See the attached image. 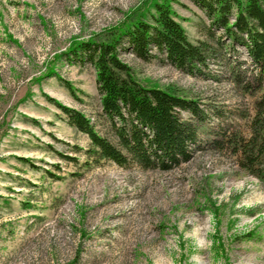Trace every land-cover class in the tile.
Masks as SVG:
<instances>
[{
	"label": "rangeland",
	"instance_id": "rangeland-1",
	"mask_svg": "<svg viewBox=\"0 0 264 264\" xmlns=\"http://www.w3.org/2000/svg\"><path fill=\"white\" fill-rule=\"evenodd\" d=\"M151 1L0 0V264H264V177L240 168L229 143L249 134L255 96L216 61L190 75L120 51L140 84L203 114L181 112L198 124V148L168 171L99 158L58 105L111 138L95 69L65 52ZM168 2L187 38L204 39V11ZM238 50L231 59H246Z\"/></svg>",
	"mask_w": 264,
	"mask_h": 264
},
{
	"label": "trees",
	"instance_id": "trees-1",
	"mask_svg": "<svg viewBox=\"0 0 264 264\" xmlns=\"http://www.w3.org/2000/svg\"><path fill=\"white\" fill-rule=\"evenodd\" d=\"M168 1L152 0L147 5L153 12L148 6L145 10L138 6L116 24L73 42L65 52L95 69L100 107L111 138L100 135L82 112L58 104L60 109L69 125L87 135L99 158L122 167L135 164L168 171L192 158L198 148L197 122L203 114L191 98L170 88L140 84L121 60L120 51L141 60L156 56L190 75H204L209 62L216 61L238 90L255 96L249 134L234 135L229 143L240 168L263 178L264 0H193L209 20L204 39L195 42L174 19ZM238 47L246 59H231ZM67 87L72 91L68 83ZM182 111L197 122L183 119Z\"/></svg>",
	"mask_w": 264,
	"mask_h": 264
}]
</instances>
